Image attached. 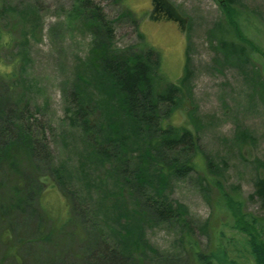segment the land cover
I'll use <instances>...</instances> for the list:
<instances>
[{
    "label": "rangeland",
    "instance_id": "rangeland-1",
    "mask_svg": "<svg viewBox=\"0 0 264 264\" xmlns=\"http://www.w3.org/2000/svg\"><path fill=\"white\" fill-rule=\"evenodd\" d=\"M79 1L0 0V264H97L106 244L121 247V264H191L180 224L135 217L120 197L109 200L124 181L102 166L95 146L109 150L131 180L135 163L148 162L152 139L127 119L111 76L92 62L94 39ZM90 1L113 22L110 51L154 49L159 84H177L186 66L175 106L162 107L163 127L197 135V153L180 149L172 158L194 167L166 172L170 158L158 159L157 146L149 160L155 156L167 177L155 169L153 183L165 201L186 209L202 252L220 241L234 257L240 237L227 227L223 193L262 216L255 184L264 177V0H237L230 14L220 0H165L183 29L152 18L151 0ZM80 102L87 109L76 117ZM87 117L90 136L81 122ZM11 128L24 130L36 152L9 151ZM150 185L141 186L137 203L153 195ZM123 218L137 219L124 229L133 239L120 238Z\"/></svg>",
    "mask_w": 264,
    "mask_h": 264
},
{
    "label": "trees",
    "instance_id": "trees-1",
    "mask_svg": "<svg viewBox=\"0 0 264 264\" xmlns=\"http://www.w3.org/2000/svg\"><path fill=\"white\" fill-rule=\"evenodd\" d=\"M237 0H220L219 6L230 14L231 5ZM79 5L85 14L87 21V29L93 35L92 47V62L94 65L102 68L105 74L111 76L117 90L118 99L122 111L125 113L127 119L132 122L136 127L145 132L147 137H150L151 147L146 150L149 153L147 156L148 162H138L136 169L131 171V180H126V175H123V170L112 163L113 157H110V151L103 147L102 144L95 146L94 156L99 162L104 165L108 172L115 171L119 173L124 181V187L119 189L118 194L109 197L111 203L118 202V197L123 201L127 210L136 215L143 217H151L156 221L177 222L184 231L187 240V251L191 264H264V177H261L255 184V195L260 201V208L262 216L257 218L250 214H246L242 210V202L234 200L227 194L222 195L224 199V209L228 212L230 221L227 222L229 230L234 232V235L240 237L237 241L239 248L234 250V257L232 254L233 248L228 251L226 246L219 240L223 237V231H217V239L219 243L209 252H202L196 242L191 241L190 234L192 232L191 224L189 222L188 213L183 206H172L160 196V184L153 183L155 169L163 177L167 175L159 168L158 159L168 154L170 160L168 164L164 163V170H170L173 174H184L194 167L192 161L186 159L185 162L180 163L176 159V153L180 151L190 152L195 154L199 149V139L187 127H175L172 125L164 126V115L162 114L163 105L170 109L175 106V100L178 95L182 93L187 76L184 74L177 81L178 83H165L159 84L155 79L157 70H159V60L154 49L150 47L145 51L130 52V51H110L109 43L113 38V22L109 21L102 9L93 4L90 0L79 1ZM230 19V17H229ZM229 23L236 28L231 19ZM236 34H239L234 29ZM260 54H263L260 52ZM156 56V58H155ZM81 103V102H80ZM87 107L81 103L79 106L76 117L81 115ZM85 132L90 136L89 131V118H82L81 120ZM4 138L6 137V144L10 147L9 151L14 148L19 152H23L25 147L26 153L36 152L35 142L30 139L28 134L19 128L6 130ZM3 138V139H4ZM119 146L122 149V155L125 157L126 149L124 138L120 134ZM127 138V137H126ZM129 140V138H127ZM154 144V146H153ZM160 154H156L150 162V152L155 151L156 147ZM14 148V150H15ZM44 148V147H43ZM194 151V152H193ZM12 155L15 153H11ZM31 155V154H30ZM4 157V156H3ZM137 156L134 160H136ZM128 163V161L126 162ZM53 174V172H51ZM52 177V176H51ZM150 182L154 191L153 195L143 196L142 202L137 203L136 196L140 193L141 186ZM156 186V187H155ZM127 189V190H126ZM135 194V197H134ZM127 195V198H126ZM129 197L134 198V204L130 205ZM137 224V219H124L122 227L120 228V238L122 240L133 239L134 236L127 234L124 230L126 227ZM117 244V243H116ZM237 244H232L236 247ZM106 244L104 249L100 251L103 259L97 260V264H121L124 252L120 246L110 247ZM118 256V257H117ZM137 255L134 260L142 263Z\"/></svg>",
    "mask_w": 264,
    "mask_h": 264
},
{
    "label": "flooded vegetation",
    "instance_id": "flooded-vegetation-1",
    "mask_svg": "<svg viewBox=\"0 0 264 264\" xmlns=\"http://www.w3.org/2000/svg\"><path fill=\"white\" fill-rule=\"evenodd\" d=\"M151 4V17L155 20L167 18L168 13H172L170 7L168 6L167 2H165V0H151ZM175 24L182 28L184 20L179 19V22L176 21Z\"/></svg>",
    "mask_w": 264,
    "mask_h": 264
},
{
    "label": "bare ground",
    "instance_id": "bare-ground-1",
    "mask_svg": "<svg viewBox=\"0 0 264 264\" xmlns=\"http://www.w3.org/2000/svg\"><path fill=\"white\" fill-rule=\"evenodd\" d=\"M241 33L239 32V35H238V39L242 42L243 41V38H241ZM96 251H98V254H100V251H101V249H97ZM101 255V254H100ZM118 257V256H117ZM99 259H103V257H102V255L99 257ZM121 262H123V260H121Z\"/></svg>",
    "mask_w": 264,
    "mask_h": 264
},
{
    "label": "water",
    "instance_id": "water-1",
    "mask_svg": "<svg viewBox=\"0 0 264 264\" xmlns=\"http://www.w3.org/2000/svg\"><path fill=\"white\" fill-rule=\"evenodd\" d=\"M168 15L174 18L175 20L179 21L178 17H176L173 13L169 12Z\"/></svg>",
    "mask_w": 264,
    "mask_h": 264
}]
</instances>
